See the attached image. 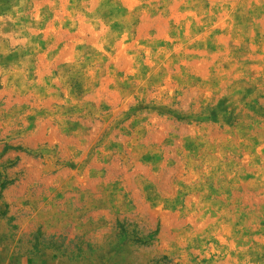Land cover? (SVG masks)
Wrapping results in <instances>:
<instances>
[{
  "label": "rangeland",
  "instance_id": "rangeland-1",
  "mask_svg": "<svg viewBox=\"0 0 264 264\" xmlns=\"http://www.w3.org/2000/svg\"><path fill=\"white\" fill-rule=\"evenodd\" d=\"M0 264H264V0H0Z\"/></svg>",
  "mask_w": 264,
  "mask_h": 264
}]
</instances>
